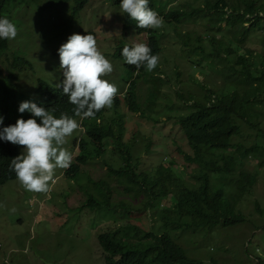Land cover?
I'll return each mask as SVG.
<instances>
[{
  "label": "trees",
  "instance_id": "1",
  "mask_svg": "<svg viewBox=\"0 0 264 264\" xmlns=\"http://www.w3.org/2000/svg\"><path fill=\"white\" fill-rule=\"evenodd\" d=\"M69 1H73L74 13L66 23V33L69 32L76 15L81 12L88 0H43V10L53 11L55 6ZM10 2L13 6L22 5L21 0H0V18H3L1 16L3 5H8ZM111 2L120 6L121 0H111ZM149 7L156 11L164 22L172 26L177 41L179 40L181 44L180 47L182 49L189 47L186 51L197 58L195 63L198 62L199 54L204 58H213L215 63L220 62L218 70L222 72L228 87L218 91L194 78L193 81L202 90H200L201 96L190 90L176 93V100L186 104L185 111L180 113L179 106L174 107L175 100L166 96L167 93L159 85V82L165 83V80L156 74L155 70L148 72L144 66L137 70L124 61L121 55L122 48L131 45L125 44L123 40L120 41L114 53H108V56L111 60L122 64L127 91L123 97L118 95L115 98L113 107L109 109L113 111V116L106 117V111L103 109L96 113L95 118L82 122V127L86 131L79 132L77 138L78 153H81L75 155V162L64 171V176L70 181L76 180L81 167L106 154L107 147L110 146L120 153V165L115 167L104 161L108 174L126 181V185L121 187L127 195L140 192L146 199L140 203L142 207L137 214L131 213L134 207L130 201L123 200L122 205L110 202L116 191L110 189L107 181L100 179L95 182L91 177L88 178L90 182L101 186L96 195L98 200L92 196L87 203L91 205L92 211L99 206L122 208L126 211L118 217L107 219L103 224L107 228L97 236L103 250L104 264H202L200 259L187 256L185 249L175 239L174 232L191 231L192 236L200 233L204 237L205 231L210 229L243 223L244 216L236 215L235 207L242 202L243 196L252 194L257 182V171L247 172L238 165L236 157H240L245 162L258 157L260 158L258 167L264 165V142L255 143L250 147L233 142L240 133L239 121H243L252 129L256 128L260 117L257 108L264 106V54L257 55L258 61L252 60L256 57L253 51L237 47L252 32L264 33V2L209 1L208 10L215 9L218 16L204 15L205 19L194 13L191 8L190 10L171 9L167 1L160 3L159 0H149ZM191 17H195V20L197 17L198 21L205 22L202 26L209 24L212 27L219 26L217 30L219 33L222 30L221 24H227L235 42V50L232 51L230 46L227 48L222 46L220 50H212L211 54H206L199 44H194L196 41L202 43L200 39L202 37L196 36L194 39L191 36L195 32H182L180 29L182 23ZM128 28H133L138 35L146 34V44L151 47L153 55L162 54L160 37L162 32L139 28L125 13L124 29ZM89 33L95 36V33ZM89 33L81 30V35ZM262 48L264 49V44ZM8 49H10L9 40L0 39V63L6 61L9 65V70L0 69V116L3 117L0 130L15 124L18 118L31 117L37 119V123L40 122L39 118L33 117L27 111L14 115V109L25 100H31L49 111L54 109L53 114L57 118L61 113L74 117V105L68 102L62 87H58L64 79L63 72L61 71L55 85L39 78L37 96L24 94L12 82L17 80V77L11 71L24 63L27 64V59L24 55H19L18 51L12 52L9 59L6 54ZM58 49L53 54L59 59ZM223 53L229 54V58L227 56L224 58ZM233 54L236 56L232 57ZM160 74L164 72L161 71ZM142 83H146L149 87L146 95H142L141 87L139 88ZM124 107H128L134 113H141L140 119L155 126L164 123L160 119V116L164 115L170 124L178 127L190 151L184 153L183 159L187 165L193 166L190 172H186V179L175 177L171 166L174 165V161L170 162V167L164 165L162 161L152 172H136L137 168L132 164L131 152L135 134L130 140L126 139V115L122 110ZM158 107H161L159 112ZM21 150L22 146L0 140V186L17 180L15 173L10 170V162L21 153ZM238 170L240 177L236 180L230 179L234 182L232 186L235 187V191L228 192L231 186L227 181ZM257 202V199L253 201L256 211ZM151 209L163 222V229L160 232L144 230L132 223V220H138L143 213L144 216H149L148 212Z\"/></svg>",
  "mask_w": 264,
  "mask_h": 264
},
{
  "label": "rangeland",
  "instance_id": "2",
  "mask_svg": "<svg viewBox=\"0 0 264 264\" xmlns=\"http://www.w3.org/2000/svg\"><path fill=\"white\" fill-rule=\"evenodd\" d=\"M159 1H167L171 9L191 8L194 13L202 16V19H205L204 15L218 16L215 9L208 10L209 1L213 0ZM229 1L233 3L234 0ZM21 4L13 6L10 2L1 9V16L12 21L19 34L15 39L9 40L10 49L6 53L7 56L10 59L11 53L18 51V54L24 55L28 61V64L24 63L11 71L17 77V80L12 82L20 91L37 96L39 78L55 85L61 69L60 62L53 52L67 41L69 35L81 34L82 30L84 33H95L99 50L114 65L113 73L105 79L114 83L119 89L118 95L123 97L127 84L123 79L125 73L122 64L111 60L108 53L113 54L122 40L125 44L133 46L146 43L147 36L138 35L133 28L124 29L125 13L119 6L114 5L111 0H89L84 9L76 15L69 32L66 33V23L74 13L73 1L55 6L54 11L43 10V0H21ZM204 23L198 21L197 17L196 20L191 17L182 23L180 29L182 32H195L192 38L202 37V43L196 41L194 44H199L206 54H211L212 50H220L222 46H230L232 51L235 50V42L227 24H221L222 30L219 33V26H202ZM154 30L162 32L160 37L163 52L159 56L155 71L165 83L159 82V85L167 93L166 96L175 100L174 107L179 106L178 112H184L186 104L176 100V93L190 90L201 96L202 90L193 81L194 78L218 91L228 87L222 72L218 70L220 62L215 63L213 58H204L199 54L198 62L195 63L197 58L186 51L189 47H180L172 26L166 22L162 28ZM263 44L264 33L254 31L237 47L250 49L256 55L252 60L258 61L257 55L264 54ZM222 55L224 58L229 56L227 53ZM234 56L236 54L232 55ZM2 68L9 70L6 61L0 63V69ZM161 71L164 74H160ZM140 87L142 95H146L148 85L142 83ZM122 110L126 115V139L130 140L135 134L131 152L136 172H152L162 161L170 167V162L174 161L171 166L175 177L186 179V172H190L193 166L187 165L183 159L184 153L190 151L178 127L170 124L164 115L160 116V119L165 124L155 126L140 119L139 112L134 113L128 107ZM160 110L161 107H158L157 111ZM105 111L106 117L113 116V111ZM257 111L260 112V117L256 128L252 129L243 121H239L240 133L233 139L235 144L250 147L255 143L264 142V106L258 107ZM13 112L17 116L18 108ZM78 135L79 132L70 137L65 145L74 158L78 153ZM104 161L119 167L120 153L108 146L106 154L81 167L76 180H68L64 176L65 170L57 169L55 184L48 194L28 192L17 180L0 186V264H104L103 250L97 236L107 228L103 225L107 219L118 217L126 211L108 206H99L92 211L91 205L87 203L92 196L98 200L96 195L101 186L90 182L88 178L91 177L95 182L100 179L107 181L110 189L116 191L110 202L122 205L123 200L130 201L134 207L131 213L137 214L142 207L140 203L146 200L140 192L127 195L122 191L121 186L126 185V181L109 175ZM236 161L249 173L257 171V182L252 194L243 196L242 202L235 207L236 215H243L244 222L210 229L205 231L204 237L200 233L192 236L191 231L174 232L175 239L185 249L187 256L200 259L202 264H264V165L258 167V157L247 162L236 157ZM239 177L240 170L229 178L227 182L231 188L228 192L235 191L232 186L234 182L230 179L236 180ZM255 199L258 200L257 211L253 205ZM148 213L149 216H144L143 213L138 220H132L133 225L144 230L160 232L163 229L160 216L152 209Z\"/></svg>",
  "mask_w": 264,
  "mask_h": 264
},
{
  "label": "clouds",
  "instance_id": "3",
  "mask_svg": "<svg viewBox=\"0 0 264 264\" xmlns=\"http://www.w3.org/2000/svg\"><path fill=\"white\" fill-rule=\"evenodd\" d=\"M119 7L141 29H160L164 25L163 18L149 7V0H121ZM17 35V26L8 18H0V39L11 40ZM58 53L59 59H56L64 77L58 87H62L68 102L74 105V117L79 119L66 113L57 118L53 114L54 109L49 111L31 100H25L20 102L18 111L30 112L33 117L39 118L40 123L31 117L18 118L15 124L0 130V140L22 146L21 153L11 159L10 170L22 187L31 193H50L55 184L56 170H67L73 162V154L65 147L68 139L77 132L86 131L82 127L84 120L95 118L96 113L103 109H111L119 94L118 87L105 79L113 73L114 65L99 50L93 34L69 35L67 41L60 45ZM121 55L128 65L137 70L144 66L152 72L159 64V56L153 55L146 43L131 47L125 45ZM126 91L127 87L124 94ZM2 124L3 117L0 116Z\"/></svg>",
  "mask_w": 264,
  "mask_h": 264
}]
</instances>
